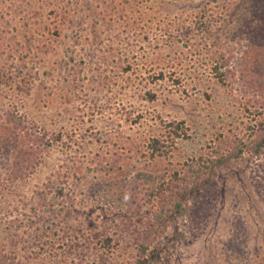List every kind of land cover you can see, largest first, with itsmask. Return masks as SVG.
<instances>
[{"label": "rangeland", "instance_id": "obj_1", "mask_svg": "<svg viewBox=\"0 0 264 264\" xmlns=\"http://www.w3.org/2000/svg\"><path fill=\"white\" fill-rule=\"evenodd\" d=\"M242 1L0 0V108L61 135L32 174L0 182V246L20 264H125L158 199L124 215L97 184L172 171L221 145L214 209L164 263L264 264L255 160L230 142L251 138L256 120L211 70ZM172 120L188 136L149 158L147 140Z\"/></svg>", "mask_w": 264, "mask_h": 264}, {"label": "trees", "instance_id": "obj_2", "mask_svg": "<svg viewBox=\"0 0 264 264\" xmlns=\"http://www.w3.org/2000/svg\"><path fill=\"white\" fill-rule=\"evenodd\" d=\"M224 41L226 47L212 63L211 70L217 82L236 93L243 108L256 120L251 138L245 141L233 137L230 142L234 143V157L247 152L254 158L251 183L264 204V0L242 1L240 13ZM165 129L166 135L147 140L149 158L169 155L175 140L188 136L183 120L169 121ZM59 140V133L39 128L18 107L0 108V168L5 171L0 182H13L32 174L44 153ZM211 150L172 171L137 169L97 184L99 198L114 204L124 215H139L158 199L143 221V235L134 246V255L125 264H165V251L171 252L178 240L195 235L206 224L217 198L215 168L224 158L221 145ZM238 238L231 237L233 245ZM0 264L20 262L13 252L0 246Z\"/></svg>", "mask_w": 264, "mask_h": 264}]
</instances>
